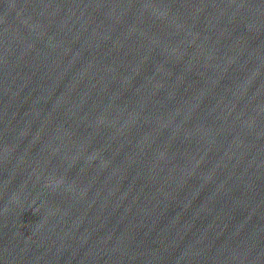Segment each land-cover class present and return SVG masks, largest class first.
<instances>
[{"label": "water", "instance_id": "water-1", "mask_svg": "<svg viewBox=\"0 0 264 264\" xmlns=\"http://www.w3.org/2000/svg\"><path fill=\"white\" fill-rule=\"evenodd\" d=\"M0 264H264V0H0Z\"/></svg>", "mask_w": 264, "mask_h": 264}]
</instances>
